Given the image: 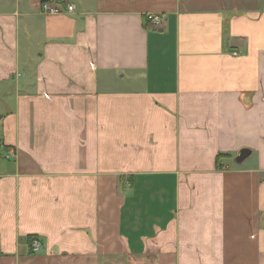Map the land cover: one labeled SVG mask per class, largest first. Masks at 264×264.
<instances>
[{
    "label": "crops",
    "instance_id": "0c3cea01",
    "mask_svg": "<svg viewBox=\"0 0 264 264\" xmlns=\"http://www.w3.org/2000/svg\"><path fill=\"white\" fill-rule=\"evenodd\" d=\"M0 264H264V0H0Z\"/></svg>",
    "mask_w": 264,
    "mask_h": 264
},
{
    "label": "built area",
    "instance_id": "2783aa9c",
    "mask_svg": "<svg viewBox=\"0 0 264 264\" xmlns=\"http://www.w3.org/2000/svg\"><path fill=\"white\" fill-rule=\"evenodd\" d=\"M41 9H42L43 13H46V14L56 15L59 13V11L51 5L43 4V5H41ZM148 19L150 20L152 26H154V27H159L162 23L161 17L159 15H148ZM30 248H31L32 252H34V253L38 252L40 250L39 241L33 240L30 243Z\"/></svg>",
    "mask_w": 264,
    "mask_h": 264
},
{
    "label": "water",
    "instance_id": "95a60500",
    "mask_svg": "<svg viewBox=\"0 0 264 264\" xmlns=\"http://www.w3.org/2000/svg\"><path fill=\"white\" fill-rule=\"evenodd\" d=\"M249 151L246 149H242L238 152L237 156L235 157V163H241L243 162L248 156H249Z\"/></svg>",
    "mask_w": 264,
    "mask_h": 264
},
{
    "label": "trees",
    "instance_id": "16d2710c",
    "mask_svg": "<svg viewBox=\"0 0 264 264\" xmlns=\"http://www.w3.org/2000/svg\"><path fill=\"white\" fill-rule=\"evenodd\" d=\"M217 161H218V159H217ZM217 167H218V165H217ZM33 240H37V239H35L34 237H30V238L28 239V242L31 243Z\"/></svg>",
    "mask_w": 264,
    "mask_h": 264
},
{
    "label": "rangeland",
    "instance_id": "374dc122",
    "mask_svg": "<svg viewBox=\"0 0 264 264\" xmlns=\"http://www.w3.org/2000/svg\"><path fill=\"white\" fill-rule=\"evenodd\" d=\"M40 247H41V245H40Z\"/></svg>",
    "mask_w": 264,
    "mask_h": 264
}]
</instances>
